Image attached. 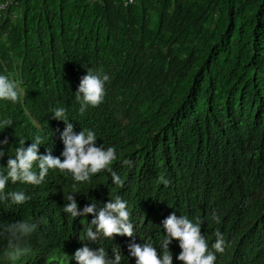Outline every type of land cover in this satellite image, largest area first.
I'll return each mask as SVG.
<instances>
[{"label":"trees","instance_id":"obj_1","mask_svg":"<svg viewBox=\"0 0 264 264\" xmlns=\"http://www.w3.org/2000/svg\"><path fill=\"white\" fill-rule=\"evenodd\" d=\"M5 1L13 5L0 18V74L22 81L23 92L0 101V121L12 120L0 129V167L37 136L38 156L63 161L58 107L74 133L93 130L96 146L118 154L111 172L87 182L59 169L40 185L9 182L6 192L30 199L0 203V223L38 225L32 252L16 264H77L71 257L85 245L104 247L109 259L118 247L121 264H135L129 245L152 243L160 254L173 213L201 220L210 249L216 231L223 234L215 264H264V0ZM90 69L110 80L103 102L81 114L75 93ZM69 194L81 213L120 196L133 236L86 238L87 227L96 233L95 216L65 213ZM7 247L0 236V264H8ZM168 249L181 264L179 241Z\"/></svg>","mask_w":264,"mask_h":264},{"label":"clouds","instance_id":"obj_2","mask_svg":"<svg viewBox=\"0 0 264 264\" xmlns=\"http://www.w3.org/2000/svg\"><path fill=\"white\" fill-rule=\"evenodd\" d=\"M7 2V8L0 10V18L6 16L10 6L13 5L11 1H5L0 5ZM126 3L127 5L132 4L133 0ZM7 45L10 48V44ZM109 80V75L93 69L88 70L87 75L82 77L75 93L76 99L80 103L81 114L89 106L96 107L103 102L106 95V84ZM22 92V81L0 74V101L16 102ZM52 112H54L55 119L62 120L66 124L61 136L65 146L62 153L63 161L61 158H53L50 154L38 156V147L42 144L40 136H37L36 142L28 148H24V141H21L20 147L14 151V156L9 158L7 167H0V203H7L9 206L23 205L30 197L24 191L6 192L5 189L9 182L40 185L51 169H59L70 174L76 182H87L94 174L102 170L111 172L110 165L118 159L117 149L111 146L107 148L96 146L97 134L93 130L87 129L82 130L79 134L74 133L73 125L68 123L64 108L58 107ZM11 126L12 120L10 119L0 121V129L5 130ZM6 144L7 140L3 142V145ZM3 145H0V149ZM3 156L4 152L0 150V158ZM123 163L129 164L130 162L124 160ZM112 179L115 185L123 184L121 177L115 173H112ZM75 191L76 184L73 185V192ZM74 196V194L67 196V201L70 203L63 208V211L73 218L94 214L92 225L95 226L96 233H93L91 227H87L85 229L86 238L96 241L98 236L103 238L133 236L135 226L130 219L131 212L126 200L117 195L112 197L110 202L98 213L95 204L85 207L81 213L78 211ZM212 220L216 223L220 222L216 213H213ZM37 229L38 225L28 219H22L15 223H0V236H6L8 239V247L5 252L8 264H16L22 257L32 252L31 240ZM163 229L166 235H163V239L160 241L162 248L160 254L152 243L129 245V257L134 258L135 264H173V255L168 249L173 240L179 241L182 251L177 259L181 264H215L216 253H222L225 250V239L219 231H216V239L210 249L206 236L201 234V220L199 219L193 221L186 215H181L178 218L173 213L163 221ZM113 253L114 259H109L104 247L92 249L85 245L79 248L71 259L77 261V264H121V250L118 247L113 248Z\"/></svg>","mask_w":264,"mask_h":264},{"label":"built area","instance_id":"obj_3","mask_svg":"<svg viewBox=\"0 0 264 264\" xmlns=\"http://www.w3.org/2000/svg\"><path fill=\"white\" fill-rule=\"evenodd\" d=\"M131 2H132V1H131ZM126 5H127V3H126ZM7 6H8V2H7V3H4V4H2V5H0V10H4V9H6Z\"/></svg>","mask_w":264,"mask_h":264},{"label":"rangeland","instance_id":"obj_4","mask_svg":"<svg viewBox=\"0 0 264 264\" xmlns=\"http://www.w3.org/2000/svg\"><path fill=\"white\" fill-rule=\"evenodd\" d=\"M11 40L10 41H6L7 44H10ZM13 42V41H12ZM18 52V50H15L14 51V54H16Z\"/></svg>","mask_w":264,"mask_h":264},{"label":"bare ground","instance_id":"obj_5","mask_svg":"<svg viewBox=\"0 0 264 264\" xmlns=\"http://www.w3.org/2000/svg\"><path fill=\"white\" fill-rule=\"evenodd\" d=\"M47 264V263H46Z\"/></svg>","mask_w":264,"mask_h":264}]
</instances>
